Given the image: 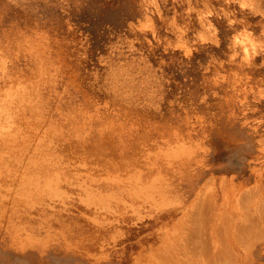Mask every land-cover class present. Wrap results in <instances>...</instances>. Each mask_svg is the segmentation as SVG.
Instances as JSON below:
<instances>
[{
	"label": "clouds",
	"instance_id": "clouds-1",
	"mask_svg": "<svg viewBox=\"0 0 264 264\" xmlns=\"http://www.w3.org/2000/svg\"><path fill=\"white\" fill-rule=\"evenodd\" d=\"M93 2L34 0V11L59 10L63 41L48 37L39 18L31 35L21 31L0 40V226L13 232L23 250L33 241L14 231L19 213L39 209L47 215L30 219L52 220L82 204L94 210V215L81 212L84 219L111 231L95 251L85 248L92 241L81 243L68 233L58 239L70 250L86 251L88 264H112V253L120 251L126 236L123 217L137 227L171 206L151 196L133 198L127 177L101 198L94 191L99 166L90 165L83 151L70 159L59 154L25 159L21 114L27 110L39 120L48 110L43 104L55 99L51 111L82 150L95 121L105 130L125 122L133 130L145 127L158 134L151 143L162 142L174 176L193 180L200 200L216 204L206 250L189 258L163 247L142 249L129 264H264V0H128L132 10L118 26L105 21L93 25L96 31L79 27L83 20L76 17ZM53 43L69 46L68 52L53 57ZM22 53L34 65L26 83L9 73ZM194 66L198 81L189 71ZM170 67L192 82L187 89L170 94L178 83L166 72ZM84 83L93 95L85 94ZM64 103L70 105L67 111L60 107ZM133 110L156 118L123 119ZM243 169L256 177L254 183L241 182ZM218 195L224 199L216 203Z\"/></svg>",
	"mask_w": 264,
	"mask_h": 264
},
{
	"label": "rangeland",
	"instance_id": "rangeland-1",
	"mask_svg": "<svg viewBox=\"0 0 264 264\" xmlns=\"http://www.w3.org/2000/svg\"><path fill=\"white\" fill-rule=\"evenodd\" d=\"M35 7L34 0H27V2H25V0H18V4L14 5H9L6 0H0V40H3L6 36L12 37L21 31L31 35L33 30L37 28L39 18V28L41 30H46L48 37H51L54 42L63 41L65 38L63 32L64 25L59 10L49 8L42 12H37L34 11ZM131 10L132 5L128 0H95V2L85 5L76 13V17L82 18L83 20L79 27L90 28L92 31H96L93 25H99L105 21L118 26ZM41 39H44V37H41ZM94 39L96 42H99L100 34L98 32ZM91 42H93V37L90 34V43ZM13 47H15V45H13ZM68 47L67 45H57L53 43L51 55L53 57L57 54L63 56L68 52ZM32 67H34V65L32 64L31 58L26 59L25 54L22 53L18 59L14 60L13 63L9 65V73L15 76L18 82L26 83L27 80L32 78ZM194 69L195 66L189 71L194 79L198 81L199 73ZM166 72H169V74L173 75L174 79L178 81V83L172 86L170 94H174L177 90L187 89L192 83L191 81L186 82L174 67L166 69ZM3 83V81H0V86H3ZM82 87L84 88L85 94L90 96L93 95L92 90L87 87L86 83H84ZM47 96L48 93L45 92L44 97L46 98ZM95 98L101 99L100 94H95ZM43 107L48 110L44 111L41 119L37 120L33 118L32 114L26 110L21 114L19 120V125L23 126V131L27 132L26 136H28L30 143L31 141L34 143L37 139L42 140L38 152L34 151L36 153H33L32 150H30L31 156L34 154L35 158L39 159L49 154H59L65 156L66 159H70L83 151L86 157L89 158L88 162L90 165L99 166L93 172V175L100 179V182L94 185V191L101 198L106 197L107 193L110 191L116 190L117 185L124 180V177H127L126 186L133 192V198H146L151 196L163 203L171 205L159 213L154 220H146L137 227H129L132 218L128 216L123 217L124 222L121 224V227L126 230V236L124 240L120 242V251L112 253V264H122L121 261H128L131 252H137L139 248L135 244L137 240L142 242L140 248H144L143 250H148V248L151 247L155 248L156 246L157 248H161V246L163 247L166 245V247H164L168 249H166L167 252L169 250L178 249V251L176 250L178 253H180L181 250V253L185 255L188 254L187 256L189 258H193L192 256H195L196 253L207 249V246L211 244V229L214 220L217 218V210L215 211L217 208L214 206L216 204L209 201L205 202L208 204L206 209V204H202L203 201L201 202V200H199L200 197L194 181L191 179L182 181L174 176L172 169L167 166L166 160L169 153L164 151L162 142L158 141L156 144L151 143V140L157 138V133L147 132L145 127L133 130L129 127L128 122L110 126L105 130L99 128L101 121H95L89 131L86 148L82 150L78 142L71 138L70 131L67 130L69 126L67 124H61V122L56 119L57 113L51 111V109L57 107L56 100H48L47 103L43 104ZM60 107L67 111L70 105L64 103L60 105ZM152 118H156L152 113L144 110H133L128 118L123 119L126 121L128 119H136L138 122L142 123ZM74 127L76 131H81L82 126L78 122ZM218 142L223 143L219 138ZM49 143H51L50 146ZM25 149L27 150L29 148H24V150ZM239 179L242 183L247 184L254 183L256 177L247 169H243ZM229 197L231 198V193H229ZM192 198L195 199V201L198 198L197 200L201 202L203 207H200L201 204L194 206V204L197 205L198 203L197 201V204L194 203L195 201ZM223 199V195H218L216 203L217 201L219 203V201ZM175 201H180V203H175ZM191 201L193 202L191 203ZM189 206L192 207L190 208ZM209 206H214L215 208L211 207L212 210H209L211 209ZM81 212H84L86 215H94V210L87 209L82 204H76L71 210L70 215H60L52 220L30 219V216L38 217L47 215L46 213H41L39 209L31 212L30 215H25L23 212L19 213L14 231L29 235L30 241L33 242L31 246H26L23 250H20L14 242L15 237L13 232L7 231L4 227L0 226V264H16L11 260V257L24 255L20 254V251L24 252L25 250L27 251L25 255H28L32 261H40L41 264H47V256L59 259L63 264H88L86 251L70 250L65 247L64 242L58 239L59 233H68L73 239L79 240L81 243L85 240L92 241V243L85 245V248L95 251L96 244L99 243L101 239H104L111 230L98 229L94 224L84 219L80 215ZM180 213L185 217H178L181 216ZM188 214H190V217ZM175 215L178 216L175 218ZM106 218L111 219L112 217L106 216ZM173 219H176L178 222ZM171 220L173 226H171ZM188 226L190 229H194L189 230ZM156 228H161L163 231L157 233L154 231ZM185 228L187 229L185 230ZM181 230H183V232L186 231V233H182ZM168 231H170V233ZM171 231L173 233H175V231L178 232L179 234H176L179 235V237L171 233ZM188 231L192 234H189ZM184 234H186V236H184ZM171 236H175V240L172 238L174 241L170 239ZM176 236L178 237L177 240ZM165 237L168 238H166L167 240H171H169L171 243H169V247L168 244L165 243L167 242ZM187 237H189V239L191 237L192 240H188ZM194 237H196V239ZM199 237L203 240L202 242ZM197 238H199V241ZM204 240H207L206 242L209 244ZM152 241L156 246L151 243ZM154 241H158V244ZM160 241H163L162 245ZM191 241L195 242L194 245ZM179 242H181V244ZM178 244L179 247H177ZM173 245L175 247H173ZM187 245L190 247L188 249L189 252L185 250V248H188L186 247ZM28 248H36V250L41 249V253L39 251L33 252ZM200 248L203 249L200 251ZM170 251L168 252L170 255L172 253H177L176 251ZM191 251H195L192 256L189 254ZM38 253L40 255H37ZM174 257L175 256H173V258Z\"/></svg>",
	"mask_w": 264,
	"mask_h": 264
},
{
	"label": "bare ground",
	"instance_id": "bare-ground-1",
	"mask_svg": "<svg viewBox=\"0 0 264 264\" xmlns=\"http://www.w3.org/2000/svg\"><path fill=\"white\" fill-rule=\"evenodd\" d=\"M25 124H26V123H25ZM26 128H27V127H26ZM19 129H20V131H19L20 136L25 137V139H24L23 141H21V144L23 145V147L20 148V152L23 153V152L25 151L24 148H29V149H27L28 151L26 150V154H25V159H27L28 156H31V155H30V150H32L33 153H36V152L39 151V149H40L39 147H40L41 144H42V140L37 139V140H35L34 143H33V141H31V143H30L28 136H26L27 132H26V131H23V126L19 125ZM24 130H26V129H24ZM27 130H28V129H27ZM50 144H51V143H49V146H50ZM43 145H44V144H43ZM43 145H42V146H43ZM14 147H20V145H15ZM2 148H3V141L0 140V149H2ZM34 151H36V152H34ZM44 153H45V152H44ZM197 197H198V196H197ZM194 198H195V197H194ZM192 199H193V198H192ZM197 199H198V198H197ZM197 199H196V201H197L198 204L196 203L195 199H193V200L195 201L194 203L197 204V205L194 204V206H198V205L201 204V202H202V201H201V202L198 201ZM199 200H200V199H199ZM192 202H193V201H191V203H192ZM199 202H200V203H199ZM209 202H210V201H209ZM191 203H190V205H191ZM203 203H205V202H202V204H203ZM217 203H218V201H217ZM202 204H201L200 207H203ZM205 204H206V203H205ZM205 204H204V205H205ZM213 204H214V203H213ZM186 205H187V204H186ZM182 206H183V205H182ZM182 206H181V207H182ZM187 206H188V205H187ZM194 206H193V207H194ZM207 206H208V204H206V209H207ZM214 206H216V205H214ZM214 206H209V207H210V208H211V207L215 208ZM183 207H184V206H183ZM189 207H190V206H189ZM189 207H187V208H189ZM191 207H192V206H191ZM191 207H190V208H191ZM209 207H208V208H209ZM187 208H185V209H187ZM179 210H180V209H179ZM188 210H189V209H188ZM203 210H205V209H203ZM209 210H212V208L209 209ZM213 210H214V209H213ZM216 210H217V209H215V211H216ZM181 211H182V209H181ZM181 211H180V212H181ZM196 211H197V210H196ZM200 211H202V210H200ZM207 211H208V210H207ZM215 211H214V212H215ZM177 212H178V211H177ZM182 212L184 213V211H182ZM214 212H213V213H214ZM183 213H182V214H183ZM186 213H187V212H186ZM207 213H208V212H207ZM210 213H211V212H210ZM170 214H171V213H170ZM175 214H176V213H175ZM198 214H199V211H198ZM208 214H209V213H208ZM178 215H179V214H178ZM178 215H175V218H176V216H178ZM180 215H181V213H180ZM188 215H189V217H190V214H188ZM188 215H187V216H188ZM211 215H212V213H211ZM170 216H171V215H170ZM196 216H197V214H196ZM207 216H208V215H207ZM173 217H174V216H173ZM178 217H185V216H184V215H181V216H178ZM210 217H211V216H210ZM196 218H197V217H196ZM206 218H207V217H206ZM206 218H205V220H206ZM169 219H171V218H169ZM169 219H168V220H169ZM189 219H191V218H189ZM173 220H176V219H173ZM207 220H208V218H207ZM190 221H191V220H190ZM208 221H209V220H208ZM171 222H172V220H171ZM176 222H178V221L176 220ZM176 222H174V223H176ZM196 222H197V221H196ZM212 223H213V222H212ZM166 224H168V223H166ZM171 224H172L171 226H173V222H172ZM169 225H170V224H169ZM186 225H187V224H186ZM189 225H190V224H189ZM166 226H168V225H166ZM183 226H184V225H183ZM183 226H182V227H183ZM190 226H191V225H190ZM174 227H175V226H174ZM192 227H193V226H192ZM196 227H197V226H196ZM188 228H189V230L194 229V228H191V229H190L189 226H188ZM209 228H210V227H209ZM183 229H184V228H183ZM186 229H187V228H185V230H186ZM205 229H206V228H205ZM181 231H182V233H186V231H185V232H183V230H181ZM198 231H199V230H198ZM168 232L170 233V231H168ZM188 232H189V231H188ZM192 232H193V231H192ZM165 233H166V232H165ZM171 233H173V232L171 231ZM176 233L179 234V233L176 232V231H175V233H173V234L175 235ZM194 233H195V232H194ZM196 233H197V232H196ZM173 234H172V236H173ZM177 234H176V235H177ZM180 234H181V232H180ZM189 234H192V233L189 232ZM189 234H188V235H189ZM198 234H199V233H198ZM196 235H197V234H196ZM172 236H171V238H170L171 240H173L174 237H175V236H174V237H172ZM177 236L179 237V235H177ZM177 236H176V240H177V238H178ZM180 236H181V235H180ZM184 236H186V234H184ZM169 237H170V236H169ZM181 237H182V236H181ZM159 238H160V237H159ZM166 238H167V237H165V239H166ZM172 238H173V239H172ZM192 238H193V237H192ZM194 238L196 239V237H194ZM199 238H200V237H199ZM199 238H197V240H198ZM154 239H155V238H154ZM156 239H157V238H156ZM161 239H162V238H161ZM167 239H168V238H167ZM167 239H166V240H167ZM170 239H169V240H170ZM182 239H183V238H182ZM187 239H188V240H192L191 237H190V239H189V237H187ZM204 239H205V238H204ZM206 239H208V238H206ZM159 240H160V239H159ZM162 240H163V239H162ZM166 240H164V241H166ZM169 240H167L168 243L165 242L166 244H168V247L170 246L169 243H170V241H171V240H170V241H169ZM174 240H175V239H174ZM174 240H173V241H174ZM183 240H184V239H183ZM183 240H182V241H183ZM180 241H181V240H180ZM185 241H186V240H185ZM193 241H194V239H193ZM193 241H191V243H192ZM198 241H199V240H198ZM198 241H197V243H198ZM200 241L202 242L203 240H201V238H200ZM204 241H205V240H204ZM206 241H207V240H206ZM206 241H205V242H206ZM209 241H210V240H209ZM154 242H156V241H154ZM157 242H158V241H157ZM157 242H156V243H157ZM160 242H161V241H160ZM162 242H163V241H162ZM162 242H161V245H162ZM177 242H178V241H177ZM186 242H187V241H186ZM195 242H196V240H195ZM195 242H193L192 244L194 245ZM201 242H199V243H201ZM147 243H148V242H147ZM151 243L153 244V241H152ZM179 243L181 244V242H179ZM183 243H184V242H183ZM183 243H182V244H183ZM197 243H196V244H197ZM203 243H204V242H203ZM206 243L209 244L208 242H206ZM135 244H136V246L139 247V248H138L139 250L137 249V252H131L130 257H129V260H128V261H121L122 264H129V261H130L131 256L134 255L135 253H139V252H141L142 249L140 248V246H141L142 242L137 240ZM154 244H155V243H154ZM154 244H153V245H154ZM157 244H158V243H157ZM170 244H171V243H170ZM175 244H176V241H175ZM147 245H150V244H147ZM159 245H160V244H159ZM159 245H158V246H159ZM161 245H160V246H161ZM184 245H185V244H184ZM184 245H183V246H184ZM204 245L207 246L206 244H204ZM144 246H145V245H144ZM155 246H156V244H155ZM164 246L166 247V245H164ZM164 246H163V248H164V250L166 251L167 248H165ZM171 246H172V245H171ZM183 246H182V247H183ZM191 246H192V245H191ZM197 246H198V245H197ZM202 246H203V245H202ZM148 247H150V246H148ZM161 247H162V246H161ZM173 247H175V246L173 245ZM173 247H171V248L174 249ZM177 247H179V244L177 245ZM177 247H176V248H177ZM186 247H188V245H187ZM208 247H209V246H207V248H208ZM136 248H137V247H136ZM142 248H143V246H142ZM151 248H152V247H151ZM153 248H154V247H153ZM155 248H157V246H156ZM176 248H175V249H176ZM180 248H181V247H180ZM189 248H190V247L185 248V250H187V251L189 252V250H188ZM193 248H194V247H193ZM196 248H197V247H196ZM28 249H29V248H28ZM140 249H141V250H140ZM143 249H144V248H143ZM148 249H149V248H148ZM183 249H184V248H183ZM194 249H195V248H194ZM194 249H193V250H194ZM202 249H203V248H200V251H201ZM29 250H31V251H33V252L39 251V252L41 253V251H40L41 249H40V250H39V249L36 250V248H32V249H29ZM145 250H147V249H145ZM167 250H168V249H167ZM176 250L178 251V249H176ZM176 250H171V251H174V252H175ZM18 251H19V250H18ZM169 251H170V250H169ZM169 251H168V252H169ZM171 251H170V252H171ZM177 251H176V252H177ZM182 251H183V250H182ZM195 251H196V250H195ZM195 251H194V252H195ZM198 251H199V250H198ZM183 252H184V251H183ZM188 252H186V253H188ZM194 252L191 251V253H189V254H191V256H192V254L194 255ZM18 253H19V252H18ZM180 253H181V250H180ZM20 254H24V255H21V256H20V255L12 256V257H11V260H12L13 262H15L16 264H41L40 261H38V262H37V261L35 262L34 260L32 261V260L29 258L28 255H25V254H27V251H26V250H25L24 252H23V251H20ZM169 254H170V253H169ZM177 254H179V253L177 252ZM196 254H197V253H196ZM37 255H40V254L38 253ZM128 255H129V254H128ZM187 255H188V254H187ZM189 256H190V255H189ZM191 256H190V257H191ZM192 257H194V256H192ZM172 258H173V256H172ZM174 258H175V257H174ZM174 258H173V259H174ZM47 260H48V261H46L47 264H63V262H62L61 260L56 259V258H53V257L50 258V256H47Z\"/></svg>",
	"mask_w": 264,
	"mask_h": 264
}]
</instances>
